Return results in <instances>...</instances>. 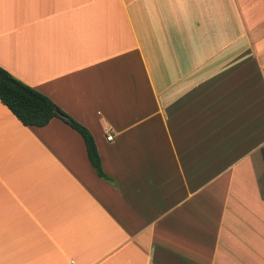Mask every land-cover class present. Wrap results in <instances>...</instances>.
<instances>
[{"label":"crops","instance_id":"obj_1","mask_svg":"<svg viewBox=\"0 0 264 264\" xmlns=\"http://www.w3.org/2000/svg\"><path fill=\"white\" fill-rule=\"evenodd\" d=\"M0 66L109 177L0 101V264H264V0H0Z\"/></svg>","mask_w":264,"mask_h":264},{"label":"trees","instance_id":"obj_2","mask_svg":"<svg viewBox=\"0 0 264 264\" xmlns=\"http://www.w3.org/2000/svg\"><path fill=\"white\" fill-rule=\"evenodd\" d=\"M0 101L25 126L41 127L48 124L54 117L63 120L82 137L87 158L96 174L103 179H109L102 168L101 159L89 129L62 111L49 97L18 80L1 66Z\"/></svg>","mask_w":264,"mask_h":264},{"label":"built area","instance_id":"obj_3","mask_svg":"<svg viewBox=\"0 0 264 264\" xmlns=\"http://www.w3.org/2000/svg\"><path fill=\"white\" fill-rule=\"evenodd\" d=\"M107 139L108 140H111L112 139V135L110 134V135H107Z\"/></svg>","mask_w":264,"mask_h":264},{"label":"rangeland","instance_id":"obj_4","mask_svg":"<svg viewBox=\"0 0 264 264\" xmlns=\"http://www.w3.org/2000/svg\"><path fill=\"white\" fill-rule=\"evenodd\" d=\"M262 171L264 173V161H263V164H262Z\"/></svg>","mask_w":264,"mask_h":264}]
</instances>
